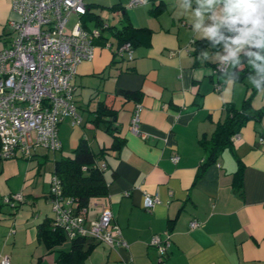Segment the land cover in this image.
Here are the masks:
<instances>
[{
    "label": "crops",
    "instance_id": "obj_1",
    "mask_svg": "<svg viewBox=\"0 0 264 264\" xmlns=\"http://www.w3.org/2000/svg\"><path fill=\"white\" fill-rule=\"evenodd\" d=\"M128 1L84 0L90 8L114 5L111 23L119 24L123 11L132 24L149 31L130 41V56L116 52L117 40L107 32L94 42L91 58L77 64L71 83L82 120H60L59 153L37 147L29 158L1 157L0 201L16 191L22 198L16 207L2 202L7 208L0 209V254H8L9 264H49L57 249L69 246L64 239L47 247L36 237L37 222L51 219L48 187L54 158L68 153L81 135L94 151L110 143L106 122L91 120V109L105 98L124 140L98 159L106 164L107 192L90 197L85 220L96 219L109 206L126 243L96 239L82 264H264V144L257 140L264 136V83L258 90L251 82L263 72L252 65L241 78L228 70L210 71V63L228 53L225 43L193 52V40L207 36L203 29L213 24L209 17L214 14L206 13L201 29H195L196 0ZM10 3L0 0V46L15 33L9 19L17 13ZM246 47L237 52L236 63L228 60V69L263 63L244 54ZM120 87L138 90L139 101L119 93ZM245 98L247 109H258V115L241 124L215 159L199 169L206 154L201 138L226 116L228 105L238 107ZM137 102L141 108L134 132L130 117ZM235 157L241 162L238 186ZM43 162L50 172L39 174ZM145 192L158 196L151 207L143 205ZM192 219L196 223L190 225ZM163 231L169 232V243L159 257L150 238L154 233L162 237Z\"/></svg>",
    "mask_w": 264,
    "mask_h": 264
},
{
    "label": "built area",
    "instance_id": "obj_2",
    "mask_svg": "<svg viewBox=\"0 0 264 264\" xmlns=\"http://www.w3.org/2000/svg\"><path fill=\"white\" fill-rule=\"evenodd\" d=\"M143 0H129L135 4ZM17 16L9 23L15 33L9 42L0 46V157L31 156L34 149L55 150L60 147L57 122L69 115L72 123L80 116L75 109L71 78L77 64L93 54L91 37L97 34L94 26L88 30L81 21L84 0H11ZM71 15H75L69 21ZM129 40L121 42L116 51L131 55ZM228 61L217 60L211 72L225 70ZM140 102L130 117V128L138 131ZM237 133L231 135L235 137ZM257 140L264 144V136ZM176 157L175 154L170 156ZM49 199L54 212L53 222L69 234L88 233L95 239L112 244H125L120 227L112 221L109 206H103L96 219L85 220L74 213L71 196H63L57 176L52 173ZM21 192H11L5 199H20ZM158 200L156 194L144 193L143 205L151 207ZM11 201V200H10ZM196 220L189 221L190 225ZM154 233V243L161 257L169 243V232ZM162 233V234H163ZM0 264H9L7 253L0 254Z\"/></svg>",
    "mask_w": 264,
    "mask_h": 264
},
{
    "label": "trees",
    "instance_id": "obj_3",
    "mask_svg": "<svg viewBox=\"0 0 264 264\" xmlns=\"http://www.w3.org/2000/svg\"><path fill=\"white\" fill-rule=\"evenodd\" d=\"M112 6L114 5H111L109 7ZM80 16L83 25L88 30H91L93 26L90 28L87 20L90 18H94V26L97 28L98 32L97 34H93L91 37V42L93 43V45L96 40L100 38L105 39L107 37V32H110L115 36L118 46L125 40H129L134 43L138 40L141 33L149 31V28L145 25L132 24L129 20H127V17L125 16V14H123V11L122 16L120 17L119 24L104 20L98 12L91 9L87 4H85V11L82 12ZM218 31L224 36H232L235 34L228 32L223 27L219 28ZM224 43V41H217L215 37H209L208 35L203 37H195V39L193 40V52H196V50L203 45H206L211 49H215L223 45ZM249 50H256L264 55V49H257L249 45H247L246 50L243 53L245 54ZM216 61L210 63V69L213 63H215ZM262 62L264 64V61ZM245 64L246 65H244V67L242 68L240 66V68H238L236 65H233L230 69H228V67L226 66L225 70L223 71L228 70L233 74V76L241 78V76L245 74V72L252 68V64L248 62H246ZM239 69L240 71L237 73V70ZM262 76H264V72ZM258 81L260 82V84L264 83V79L262 78H260ZM118 92L125 97L133 98L135 101H139V92L136 89L120 87L118 89ZM72 93L75 109L77 111L74 92ZM247 104V99L245 98L238 107L228 105L226 116L221 121H218L216 123L209 136L201 138L200 142L205 148L206 154L199 164V169L215 159V156L219 149L224 145H228L229 140H231L232 138L231 135L237 133L238 128L241 124H243L248 118L254 116L256 117L258 115V109H247ZM91 111L93 113L91 120L92 122H94V124L106 122L105 130L111 135L110 143L106 147H101L99 152L94 151L86 138L81 135L75 146H73V148L70 149L68 153L61 154L60 156L54 158L52 168V172L58 178L61 195L71 196L72 199L70 206L72 207L73 212L81 213L84 216L90 197L105 194L107 192V177L105 175L106 164H101L98 161L99 157L104 156L105 152L103 151L106 148L117 150L124 140L123 135L119 132V129L115 127L114 121L112 119L114 110L111 107L110 100H105V98L99 99V101L91 109ZM77 113L80 116V120L78 121V123H80L82 120V116L80 115L79 111H77ZM60 120L57 122V135L58 124ZM60 147L58 149H60ZM25 157L29 158L30 156ZM235 158L237 162L235 168V171L237 173L236 186H238L240 181L241 162L238 157ZM114 174L115 171L112 170L111 175ZM6 196H9V194L5 195V197ZM20 199L12 198L7 200L4 198V201L2 200V202L11 204L13 207H16L19 204ZM2 202L0 201V209ZM53 216L54 212L52 211L51 219L46 216L42 220H39L37 222L36 237L49 248L53 247L55 244L61 243L68 237L69 246L67 248L57 249L52 262H50L49 264H82L85 256L87 255L89 249L96 239L88 233L75 232L74 234H69L68 232H66L64 227L53 222ZM165 253L162 256H164Z\"/></svg>",
    "mask_w": 264,
    "mask_h": 264
},
{
    "label": "clouds",
    "instance_id": "obj_4",
    "mask_svg": "<svg viewBox=\"0 0 264 264\" xmlns=\"http://www.w3.org/2000/svg\"><path fill=\"white\" fill-rule=\"evenodd\" d=\"M196 3L199 7L192 12L195 29H201L206 13L214 12L209 17L213 20V24L204 28L203 33L215 37L217 41L225 42L224 46L228 54L221 57L223 61L231 59L236 63V54L245 45L264 49V0H196ZM221 27L235 34L224 36L218 31ZM246 55L264 61V55L259 51H248ZM250 63L258 71L264 72V64H256L254 61ZM261 78L264 79V76ZM251 82L259 90L260 82L258 80Z\"/></svg>",
    "mask_w": 264,
    "mask_h": 264
},
{
    "label": "rangeland",
    "instance_id": "obj_5",
    "mask_svg": "<svg viewBox=\"0 0 264 264\" xmlns=\"http://www.w3.org/2000/svg\"><path fill=\"white\" fill-rule=\"evenodd\" d=\"M91 9H95V11L98 12V13H100L104 19H107V18H106V16H107L108 19L110 20V22H111L112 18L114 17V16H111V13H112L113 11H112L111 7H109V6H104V5H102V4H101V5H95V6H91ZM74 18H75V15H71L70 18H69V21H72ZM108 19H107V20H108ZM107 20H106V21H107ZM88 23H89L90 26L94 25V18H90V19H88ZM249 51L257 52L256 50H249ZM255 61L257 62V60H255ZM258 61H259V60H258ZM262 64H263V63H262ZM69 117H70V116H68V115H64L62 121H63V122H64V121H67ZM56 152L59 153V150H56ZM19 157H21V156H19ZM45 169H46V167H45V163L43 162L42 165H41V169H40V171H39V172H40L39 174H46V172H47V173L50 172L49 170H45ZM51 175H52V173H50L49 177H51ZM40 179H41V175H40ZM44 179H45L44 182L47 183V177H46V175H45ZM49 180H50V179H49ZM1 206L3 207V209H4V208H7L6 204H2ZM68 242H69V238L67 237V239H66V244H65V245H67ZM68 244H69V243H68ZM46 262H47V261H45V262L40 261L39 264H47Z\"/></svg>",
    "mask_w": 264,
    "mask_h": 264
}]
</instances>
